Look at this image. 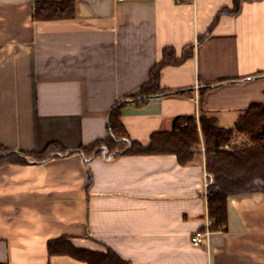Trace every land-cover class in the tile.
Masks as SVG:
<instances>
[{
  "label": "crops",
  "instance_id": "crops-1",
  "mask_svg": "<svg viewBox=\"0 0 264 264\" xmlns=\"http://www.w3.org/2000/svg\"><path fill=\"white\" fill-rule=\"evenodd\" d=\"M47 1L61 0H0V146L38 153L57 142L68 154L0 166V262L86 264L49 255L47 242L66 237L130 264H264V191L229 196L227 230L191 244L208 217L203 136L185 165L172 153H69L107 136L111 107L149 81L166 46L194 45L161 72L162 87L189 92L126 105L133 140L146 145L201 108L230 127L264 101V0L220 16L234 0H72L73 18L36 19Z\"/></svg>",
  "mask_w": 264,
  "mask_h": 264
},
{
  "label": "trees",
  "instance_id": "trees-1",
  "mask_svg": "<svg viewBox=\"0 0 264 264\" xmlns=\"http://www.w3.org/2000/svg\"><path fill=\"white\" fill-rule=\"evenodd\" d=\"M240 0H234V9L223 8L218 13L233 14L240 6ZM38 20L67 19L75 16V3L72 0L37 2L34 8ZM217 16V17H218ZM212 24L201 43L211 32ZM194 45L185 46L181 55L171 47L163 49L162 59L154 64L149 73L148 82L143 84L137 94L127 96L115 103L108 116V133L103 139L89 145H82L69 153L78 152L86 158L101 153L108 156L119 154L154 155L175 154L180 165L191 162L200 152L204 138L206 170L214 178L207 187L208 217L214 221L212 231L227 230L228 227V197L242 193L264 191V101H253L242 112L234 126L222 127L214 115H209L202 108L199 115L182 114L173 119V127L167 131H155L150 136V142L143 144L133 140L123 123V108L128 104L145 103L155 96L187 93L188 90L173 91L161 85V72L166 65H179L193 57ZM208 86L199 92V103L203 102ZM243 136L248 142L243 145L233 143L234 139ZM66 153L68 149L53 142L43 150L36 152H18L0 146V166L17 163L24 164L28 158L34 161H45L53 153ZM260 183H257L258 180ZM49 255L66 254L84 261L86 264H130L128 260L112 249L106 252L84 249L74 245L66 237H57L48 242ZM0 264H7L0 262Z\"/></svg>",
  "mask_w": 264,
  "mask_h": 264
},
{
  "label": "built area",
  "instance_id": "built-area-1",
  "mask_svg": "<svg viewBox=\"0 0 264 264\" xmlns=\"http://www.w3.org/2000/svg\"><path fill=\"white\" fill-rule=\"evenodd\" d=\"M248 141L243 137V136H239L238 138L234 139L233 143L240 146L243 144H246ZM204 188L207 191V187L213 183V176L210 172H208L207 170L204 171ZM214 221H212L209 217H207L206 219V224L204 227L192 232L190 234L191 238V244L193 246H200L204 241H209L210 239V234L212 232L211 227L213 226Z\"/></svg>",
  "mask_w": 264,
  "mask_h": 264
},
{
  "label": "rangeland",
  "instance_id": "rangeland-1",
  "mask_svg": "<svg viewBox=\"0 0 264 264\" xmlns=\"http://www.w3.org/2000/svg\"><path fill=\"white\" fill-rule=\"evenodd\" d=\"M235 125V123L232 125V126H234ZM205 151V150H204ZM259 181H261L260 179H259Z\"/></svg>",
  "mask_w": 264,
  "mask_h": 264
},
{
  "label": "water",
  "instance_id": "water-1",
  "mask_svg": "<svg viewBox=\"0 0 264 264\" xmlns=\"http://www.w3.org/2000/svg\"><path fill=\"white\" fill-rule=\"evenodd\" d=\"M66 154H68V153H66Z\"/></svg>",
  "mask_w": 264,
  "mask_h": 264
}]
</instances>
